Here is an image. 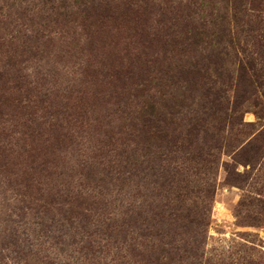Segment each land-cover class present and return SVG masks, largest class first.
Masks as SVG:
<instances>
[{
	"label": "rangeland",
	"instance_id": "374dc122",
	"mask_svg": "<svg viewBox=\"0 0 264 264\" xmlns=\"http://www.w3.org/2000/svg\"><path fill=\"white\" fill-rule=\"evenodd\" d=\"M0 58V264H264V0H0Z\"/></svg>",
	"mask_w": 264,
	"mask_h": 264
},
{
	"label": "trees",
	"instance_id": "16d2710c",
	"mask_svg": "<svg viewBox=\"0 0 264 264\" xmlns=\"http://www.w3.org/2000/svg\"><path fill=\"white\" fill-rule=\"evenodd\" d=\"M1 59V58H0ZM8 59H10V58H8ZM7 60V59H6ZM12 62V61H11ZM9 66L11 67L12 66V68H14V64H9ZM11 79H12V81L13 82H16V81H19V79H18V77H15V76H13V75H11ZM35 102V103H34ZM34 102H32V103H29V104H27L26 106H23L22 104H20V106H23L22 108H26V107H28V108H30L31 110L32 109H34L33 111L34 112H32L30 115H31V119H32V121L34 122L35 121V117H38L40 120L41 119H43L47 114H48V108L45 106V105H43V104H41V102H36V101H34ZM216 111L218 112V113H222V111L224 112V109L223 108H219V107H217L216 108ZM227 116H229V114H228V112H227ZM41 133V132H40ZM142 228V227H141ZM124 242H125V240H124Z\"/></svg>",
	"mask_w": 264,
	"mask_h": 264
}]
</instances>
